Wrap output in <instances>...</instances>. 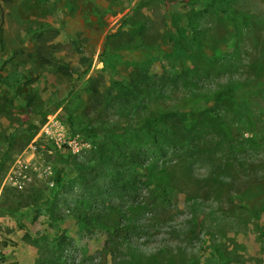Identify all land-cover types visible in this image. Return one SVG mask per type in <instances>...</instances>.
Returning a JSON list of instances; mask_svg holds the SVG:
<instances>
[{
  "label": "rangeland",
  "instance_id": "obj_1",
  "mask_svg": "<svg viewBox=\"0 0 264 264\" xmlns=\"http://www.w3.org/2000/svg\"><path fill=\"white\" fill-rule=\"evenodd\" d=\"M0 264H264V0H0Z\"/></svg>",
  "mask_w": 264,
  "mask_h": 264
},
{
  "label": "trees",
  "instance_id": "obj_2",
  "mask_svg": "<svg viewBox=\"0 0 264 264\" xmlns=\"http://www.w3.org/2000/svg\"><path fill=\"white\" fill-rule=\"evenodd\" d=\"M93 138H96V137H93ZM93 138H91V139H93ZM142 166L143 165H140V166H137V167L143 168ZM128 170H131V168L128 167ZM119 175H121V173H119ZM114 189L116 190V192H117L118 195L121 194V193H123V195L126 196V197H130L132 195H133V197L134 196H137L136 195L137 185L136 184H133V183H129V181L126 180V179L125 180L124 179H121V180L119 179L117 181V183L115 184V188ZM117 194H115V195H117ZM82 221L85 222V223H87L88 225H92V226H94V224H95L94 223L95 221L93 222V219L90 218V217H84ZM98 226H100L101 228H105L106 225L105 224H100Z\"/></svg>",
  "mask_w": 264,
  "mask_h": 264
}]
</instances>
